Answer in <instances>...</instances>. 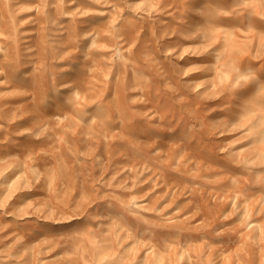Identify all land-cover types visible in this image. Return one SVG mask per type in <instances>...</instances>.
Returning a JSON list of instances; mask_svg holds the SVG:
<instances>
[{
	"label": "rangeland",
	"instance_id": "obj_1",
	"mask_svg": "<svg viewBox=\"0 0 264 264\" xmlns=\"http://www.w3.org/2000/svg\"><path fill=\"white\" fill-rule=\"evenodd\" d=\"M0 264H264V0H0Z\"/></svg>",
	"mask_w": 264,
	"mask_h": 264
}]
</instances>
